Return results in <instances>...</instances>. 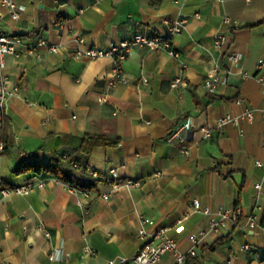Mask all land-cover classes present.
<instances>
[{"label": "crops", "instance_id": "1", "mask_svg": "<svg viewBox=\"0 0 264 264\" xmlns=\"http://www.w3.org/2000/svg\"><path fill=\"white\" fill-rule=\"evenodd\" d=\"M2 1L0 33L62 48L37 46L6 57L20 92L4 113V186L32 177L49 182L28 195L0 190V264H107L115 258L128 264L120 257L130 259L141 244V214L169 227L187 251L193 245L189 234L210 230L220 205L241 206L243 215L222 233L204 237L197 247L198 255L207 247L204 264H264V166L257 164L264 163V68L258 67L264 59V0H14L24 6L18 16ZM180 15L188 23L172 37L178 56L133 47L123 63L129 82L109 92L114 58L74 55L78 47L110 48L139 31L165 33L166 20ZM220 33L227 38L222 48L215 45ZM231 53L238 58L230 59ZM216 55L228 69V82L212 94L204 80ZM177 76L186 84L174 88ZM106 94L107 101H100ZM239 95L244 104L236 102ZM246 106L254 108V120L218 125L220 117ZM184 123V140H168ZM87 133L121 140L93 149L95 188L71 192L67 182L32 166L66 162ZM24 163L31 167L21 170ZM112 167L121 181L142 184L111 189ZM195 200L212 212L195 211ZM86 246L95 253H86ZM53 252L58 259H50ZM174 262L169 252L156 264Z\"/></svg>", "mask_w": 264, "mask_h": 264}, {"label": "built area", "instance_id": "2", "mask_svg": "<svg viewBox=\"0 0 264 264\" xmlns=\"http://www.w3.org/2000/svg\"><path fill=\"white\" fill-rule=\"evenodd\" d=\"M3 5L8 6L13 15L18 16L19 12L22 11L24 6L21 4H17L14 0H3ZM198 15V14H196ZM228 21V19H226ZM168 23V31L165 33H145V32H136L131 37L120 41L119 43L113 45L110 48L104 47H90L88 49H83L78 47L74 51V55L81 56L83 54L93 58L103 57V56H112L114 58L115 68L114 74L108 83V92L110 89L115 86L117 83H127L129 82V78L124 73L123 63L126 58L129 56L133 47L141 46V47H150L156 50H167L172 56H178V52L173 46L172 37L178 33H180L188 23V17L186 15H180L173 19H167ZM80 43L83 42V38L81 37ZM226 34L220 33L217 35L215 40V45L218 48H222L226 43ZM37 46H48V49L51 52L59 51L62 47L59 44H49L46 40L41 39L36 43L26 44L22 37L9 35L0 33V119L3 120V116L5 115V111L11 101L12 98L17 96L20 92V85L18 83L13 82L7 71H6V57L10 54H19L22 51L33 52ZM238 55L236 53L230 54V59L236 60ZM209 68L207 70V75L204 80V87L212 94L218 93L220 87L222 85L227 84L228 82V69L223 66L221 63L219 56H215L210 59ZM185 67L186 64L183 63ZM259 68H264V59H260ZM262 79V77H260ZM147 82V80L145 81ZM186 81L184 77L177 76L172 81V86L174 88H178L181 85H185ZM107 92V93H108ZM107 94L103 95L100 98V101H107ZM236 102L239 104H244L245 97L243 95H239L236 98ZM264 113V110H263ZM254 108L250 106H246L244 110L238 114H226L218 119V125L224 126L229 123L239 124L244 119L254 120ZM3 123V121H2ZM188 126L187 123L180 124V126L176 127L172 130L170 135L168 136V140L179 139L184 140L182 135V130ZM205 132V137L211 135V130L208 128H203ZM6 150V143L4 140L0 139V190L3 194L8 195L9 193H14L16 195H28L30 194L36 187H45L49 179L47 178H36L32 177L31 179L25 181L22 184L13 185L11 187L4 186V179L2 176V159L4 156V152ZM259 166H264V163L261 161H257ZM88 175L90 177H94L93 172L88 169ZM162 171H156L155 176H161ZM92 177V178H93ZM54 181L59 182L58 178H55ZM141 179H125L121 181L118 169L112 167L108 171L107 175V184L111 189H116L120 184L126 187H138L142 184ZM257 188L262 187L261 182L256 183ZM67 188L71 192H77L80 189L73 187L71 184H67ZM110 193H104L105 198H109ZM193 207L195 211H200L205 214H210L212 210L210 207H202L200 200H195L193 203ZM217 213L219 215L218 219H212L210 224V230H202L199 233H191L189 234L190 240L192 242V247L185 251L180 248L178 240L170 234L169 227L158 224V222L148 216L141 214L140 217V226L138 229V236L141 240V244L136 250V254L130 259L127 257H120L121 263L128 264H156L159 262L162 257L169 253L172 254L175 258V264H185L188 255H198L197 247L201 244L204 237L208 234V232L222 233L224 229L228 227L231 223H237L239 218L243 215V209L241 206H223L220 205L217 207ZM251 226H256V218L254 216L251 217ZM49 235V234H48ZM250 246H246L249 248ZM86 253L95 252L89 247H85ZM60 253V251H58ZM62 255H60L61 257ZM58 253L53 252L50 254V259L55 260L58 259ZM117 259H111L107 264H116Z\"/></svg>", "mask_w": 264, "mask_h": 264}, {"label": "trees", "instance_id": "3", "mask_svg": "<svg viewBox=\"0 0 264 264\" xmlns=\"http://www.w3.org/2000/svg\"><path fill=\"white\" fill-rule=\"evenodd\" d=\"M3 134L2 140L6 139L7 117L3 116ZM120 138H112L103 134L87 133L83 136L81 145L71 154L67 155L66 162H57L55 164L33 163L32 166L37 172H46L58 176L68 184L80 190H91L98 184L96 179L88 175L89 161L93 149L98 145L118 146ZM29 163H24L21 170L30 168ZM200 255H188L185 264H204L205 257L203 253L207 247H201ZM213 248V247H209Z\"/></svg>", "mask_w": 264, "mask_h": 264}]
</instances>
